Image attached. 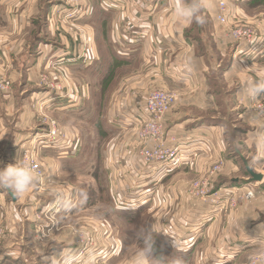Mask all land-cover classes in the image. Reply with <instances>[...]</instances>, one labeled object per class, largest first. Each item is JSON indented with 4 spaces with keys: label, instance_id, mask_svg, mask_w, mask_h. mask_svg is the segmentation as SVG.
Instances as JSON below:
<instances>
[{
    "label": "crops",
    "instance_id": "1",
    "mask_svg": "<svg viewBox=\"0 0 264 264\" xmlns=\"http://www.w3.org/2000/svg\"><path fill=\"white\" fill-rule=\"evenodd\" d=\"M101 1L102 0H86L83 4V16L81 18L72 21L64 20L74 23V29L70 30L67 26H61V30H59L57 21L51 18L54 16L53 11L55 10L56 4H51L50 0H0V14L3 15L4 18L0 25V65L5 67L10 79L14 82L12 84L11 98L7 102L8 106L5 107L6 103L3 102L5 100L0 96V108L5 113V116L16 115L17 121H19H16V126H19L23 125L20 123L23 121L24 115H26V107L29 106L30 99L34 101L35 99H42L45 104L55 102V104L62 109L73 106V104L70 103L71 101L68 100L69 98L64 101H58L54 100L56 99L55 97L47 95L46 92L37 90L36 79L41 74L43 64L50 66L49 69L51 71L48 69L50 72L48 75L53 80H57L60 75L67 77L66 71L68 66H81L82 68L79 67L77 70H82V73L86 72L83 70H89L90 68V70H93L91 73L96 72L99 79H104L107 76L109 80L110 71L119 68L123 69V67L126 69L127 65L131 64H133V66H139L136 64L140 63V60H142L149 68L148 73L153 75L150 76V78L157 77L156 79L158 81L168 80L171 83H182L185 86V93L183 92L184 96L179 99L177 105H180L184 109H178V111L174 110L168 119H166L165 124L167 133L175 135L177 139L174 147L178 150V158L173 162L165 164L162 168L158 166L149 170V172H151L148 176V181L151 184L144 186L149 194L148 196L152 199L163 189V184L165 185V183H167L166 190L160 192V195L166 193V198L170 200L173 193V199H175L173 201L177 200L178 203L174 211L175 213L171 214L169 221L164 220L161 224H158L157 217L156 225H154L152 230L160 233L159 236L162 238L164 244L174 252L181 254V250H184V252L190 250L193 252L192 254H194V256H196V253L202 252L205 257L204 259H206L205 261L202 260V264H235L233 260L236 261L240 255L245 254V250L258 245L257 243H264V181L257 183L249 182L253 184L244 182L241 185L236 181L237 179L229 182L230 180H228L227 177L238 172V168L237 163L233 162V160L229 161V163L226 162L225 170L223 169V171L214 178L213 182L215 188L239 187L245 190L251 186L255 189V198L247 204L241 205L238 213L236 215L230 214L227 220L225 216L218 213L213 206L199 201L193 203L190 208L191 211H189V205L187 204L186 206L185 204L183 192L185 190V184L189 181V179L184 176L186 174L185 170L192 164V161L196 163V167H198L197 174H200L205 170L206 165H208L209 161L212 159L211 156H209V158L207 157V155H210L212 152L201 142V136L207 135L217 151H224L226 149V147L224 148L223 146L224 139L222 138V133H225L228 125L221 124L214 116H206L210 112H219V98L217 99L214 91L210 89V80L208 77L209 66L213 63L215 64L222 50L227 49L228 52H230L229 61L232 65L231 68L223 66L219 75H221L223 82L228 88L235 85L237 79L242 84H245L246 79L234 66V64L242 58H235L233 52V50L236 52H246L245 47H243L244 45L234 46L232 43L230 45L225 44L221 38V32L219 33V28L212 29L216 22L215 12L218 0L200 1L203 8V10L200 11V15L210 22L205 26L195 20L187 21L176 15V5L178 2H182V0H159V6L155 5V7L149 5L148 1L139 0L138 2H131L123 8L114 11L111 10L110 12H103L99 8L98 4ZM243 1L250 4L258 0ZM230 2L231 1L228 0V3ZM241 3H243L242 0L239 1V4ZM231 8H233V5ZM154 9L155 11L153 12ZM235 9H237V7H235ZM59 17L61 18V16ZM150 23H152V25H150ZM115 26L118 27V30L117 27L115 29ZM205 33H207V39L204 38ZM260 35L263 36L264 40V34ZM85 47L87 48L86 51ZM254 54L253 56L251 55L252 57L247 54L245 55H247L248 58H253V60L257 59L263 62L264 46L259 50L257 49ZM102 59L106 61V66L105 64L98 66ZM95 63H98L97 70ZM52 65H55L54 70L51 67ZM106 70H108V73ZM235 70L237 79L233 76ZM127 71L128 70H125L122 75ZM114 73V75H117L119 72ZM130 78L122 82L125 83L123 85L128 86V84L132 83L131 80H128ZM127 82L130 83L127 84ZM251 82H253V80ZM23 83L27 85V90L24 88L21 89V84ZM224 83L223 85H225ZM148 85L153 86V84L150 83H148L147 86ZM16 86L19 87L16 88ZM245 87L246 85H242V87L238 89V92L237 89L234 90L232 88L235 92L236 99L248 95L245 91ZM141 88H144V85L141 86ZM119 91L120 89L118 88L113 94L117 93L115 96L118 97ZM27 92L29 93L27 94ZM31 93L33 94L32 96L30 95ZM81 94L82 99L85 98V95L87 96L85 88L81 90ZM231 97L233 98L235 96ZM72 99L73 103H77L75 105H80L77 98L74 99V97H72ZM188 100L193 101L189 104L192 105L194 109L186 107L187 105L185 102L188 103ZM115 102V107L109 111L107 116H104V119H106L105 121L108 122L107 125L113 128L115 130L114 134H116L110 139L111 143L109 144V151H107L108 156L122 149L124 150V155L128 154V158L131 159L133 152L131 151L132 147L130 148L129 145L132 144L130 141L133 142L131 140L132 137H130V131H132V129L127 128L125 125L127 123L121 124L120 118L121 116L123 118L124 115H127L125 112L133 104L128 103L129 105L127 104L124 106L125 103L121 100ZM141 102H143V100ZM55 104L53 107H55ZM68 104L71 105L69 106ZM51 107L52 103L48 109L50 110ZM231 107H233L232 110L237 109L236 115L239 122H244L243 118H239L240 115L238 111L244 109L246 105H244L242 109H239L232 103ZM55 108H57V106ZM130 117H133V114H130L129 118ZM241 125L242 129L238 134L245 135L249 132L250 127L248 126H251V124ZM245 125H248V128L245 127ZM239 127L240 126L236 127L237 132H239ZM19 128L24 129L22 126H19ZM133 129L135 132L134 127ZM121 135H127V138L123 139L125 141L122 142L120 146L117 144L116 139ZM13 136L14 137L8 141L9 147L7 148L9 153L11 152V155L13 151L16 150L11 149L12 147H17L18 152H21L23 150L22 148H29V146H27L30 142L29 137L25 138L21 133H18L17 136L14 133ZM76 138L78 137L76 136ZM243 143L247 146L246 142L243 141ZM39 144L40 145H37L35 148L36 151L41 149L43 147L42 145H44L41 143ZM113 144L115 146H113ZM47 146L50 145H46L45 147ZM107 146L108 145H106V147ZM194 146H198V149ZM126 148H129V151L126 150ZM231 148V154H233V152L236 154V146ZM251 149H253V156L256 155L259 161L264 160V141L260 139L255 141ZM255 149H257V151ZM67 151L66 147H62L61 151L55 152L56 157L55 160H53L55 166L50 165V161L49 167L48 165L41 164L43 174H47L50 178H56V175H60L59 168H57L59 167V161L67 159V156L70 154L75 158L79 155L81 149L80 151L77 150V152L73 150L72 153H68ZM125 151L128 152L125 153ZM247 151L243 150V152ZM61 152L65 153L63 154L64 158L62 156H59L60 158L57 157V154L60 155ZM4 157L5 156H0L2 168L7 167L11 159L9 154L6 157L10 159ZM72 157L70 158L73 159ZM37 158L38 160L41 159V162H43V159L38 155ZM104 158L108 160L104 164L105 170L111 167L112 173L110 169L109 171L112 175H114L116 171L119 172V175L116 172V177L113 182L109 180L110 186L108 193H110V200L112 199L114 205L113 209L129 213L132 216L138 215L137 213L146 207V210L149 211L150 207L147 206L149 205L148 198L146 203L140 202L141 198H137L138 200L136 202L126 199L125 185L130 189V185L132 184L131 182L123 184L125 179L129 180L130 178L129 173H125L124 169H122L127 165V158H125V156L121 158V164L124 162V165L122 164L123 167H121V165H118V167L111 164L113 160L107 157V154ZM182 169H184L183 172H181ZM169 180H172L173 184H168ZM50 183L55 184L56 180L50 179ZM65 186V189L62 190L63 192L67 194L73 191L76 192L74 186H69L67 183ZM4 190L8 191V189H0V220L5 224L4 228L6 234L3 236L0 244V264H33L32 260L34 256L41 250L28 247L30 243H35L34 237H32V234H28V232H22L19 222L21 221L24 226V221L26 219L24 217L28 216L31 219L28 210L33 208L38 210L40 207L43 214L45 210H47L49 216H57L60 210L64 211V209L67 208L65 214L61 216L62 219L66 220L64 223L66 224L69 215L71 217L73 214L71 211L67 212V210L72 209V206H66L65 208V205L58 206L56 203H46L44 201V203H29L22 198L9 199V197H5V192L2 193ZM112 192H116V200L112 198ZM67 198L70 199V197ZM123 200L134 206L123 208ZM15 208L20 210L24 208V211L26 208V211L22 212L21 210L18 214ZM77 208L83 209V207L79 206H77ZM130 208H134L131 209L132 212L129 210ZM151 208L154 210V207ZM49 209H53L51 214H49ZM21 213H24L25 216L20 217ZM211 215H213V219L211 222H207L209 223L208 225L204 224V227L201 225L203 228L200 229L201 226H199L194 229V227H196L198 223L200 224L201 221H204L205 218H211ZM15 219H17V222H13ZM83 219L84 216H82V223L86 224V218ZM168 222L169 225H167ZM64 224L62 222L57 223L56 229H54L55 226H53V224L45 225L47 231L54 229L56 232L59 231V236L63 235V237H58L56 239L57 244L59 243V245H61L60 248L58 246H53L52 248L42 250L40 256L45 258V261H50L49 263H54V258L63 259L65 257H71L79 249L73 244V239L69 230L62 232ZM15 231L18 233L16 234ZM165 237L170 240L168 241L172 243L171 245L173 246H169L167 238ZM206 238L214 241L213 250L201 248L200 244L202 240ZM99 240L105 243L101 238H99ZM220 241L225 242L226 248H224V250L215 248ZM134 246L135 244L130 245L129 249L127 248L128 252L126 254L121 252L122 248L120 244L114 242L113 246H110L111 254L119 258L117 259L119 264L124 261L126 262L125 264H129V262L131 264H137V252L134 251ZM127 256L128 259H126ZM208 261L211 262L208 263Z\"/></svg>",
    "mask_w": 264,
    "mask_h": 264
},
{
    "label": "rangeland",
    "instance_id": "2",
    "mask_svg": "<svg viewBox=\"0 0 264 264\" xmlns=\"http://www.w3.org/2000/svg\"><path fill=\"white\" fill-rule=\"evenodd\" d=\"M50 1L51 4L59 3L58 0ZM85 1L86 0H82V3L84 4ZM220 1L221 0L217 1V5ZM225 1L229 11L227 22L225 25L217 22L216 15L218 8L216 5V22L214 23V27H212V29L219 28V33L221 32V38L223 39V42L228 45L232 43V45L234 46H242L243 44V47L245 48L249 46L245 45L246 39L236 42L225 38L229 31L233 30V28L236 26H240L243 31L247 30L250 34V38L253 37L254 42L259 40L264 41L263 36L260 35L264 34V0H258L256 2L254 1L250 4L245 3L243 0V3L241 4H239V1L241 0H230V3H228V0ZM159 4V0H153L151 2L152 7H155V5L159 6ZM98 5L103 12L111 11L104 6L106 5L105 0L99 2ZM230 5H233V8H231ZM235 7H237V9H235ZM162 9L166 10L165 8ZM232 9L234 10V13ZM201 10H203L202 3ZM154 11L155 9L153 10V12ZM56 14L58 13L54 12V16L50 17L53 20L57 21L59 30H61V26H67L70 30L74 29V23L64 21L65 19L63 18V16L58 14L59 16H61L60 18ZM3 19V15L0 14V25L2 24ZM209 23L210 22L206 20L205 17H203L202 25L205 26ZM150 25H152V23H150ZM116 27L117 26H115V29ZM204 38L207 39V33L204 34ZM233 52L235 54V58H242L240 61L234 64V66L242 73V75L246 79L245 84H242L237 79L236 70L233 72V76L235 79H237V81H235V85L229 88L223 82L221 75H219L220 70L223 66H228L229 68H231L232 65V63L229 61L230 52H228L227 49H224L220 52L217 60L215 61V64L213 63L211 66H209L208 72L210 89L214 91L216 98H219V112H208L209 114H207L206 116H214L219 120L221 124L228 125L225 133H222V138L224 139L223 146L224 148L226 147V149L224 151H217L216 147L213 146L210 138H208L207 135L201 136V142L204 143L205 146L212 152L210 155H207V157L209 158V156H211L212 159L209 161L208 165H206L205 170L200 174H197L198 167H196V163L192 161V164L188 166L189 169L187 168V170H185L186 174L184 176L188 178L189 181L187 182V184H185L186 186L183 192L185 204L186 206L187 204L189 205V211H191L190 208L192 204L199 201L213 206L218 213L225 216L226 220L228 219L230 214L236 215L241 205H245L255 198V189L251 186L241 191L238 190L241 189L238 187L237 192L234 191V194L232 193V191H229V188L231 187L215 188L213 182L214 178L219 173H221L223 169L225 170L227 164L226 162L229 163V161L233 160V162L237 163L238 168V172L230 175V177H227L228 180H230L229 182L234 179H237L236 181H238L240 185L244 182H253L246 169H244V162L247 163L249 169L252 170L253 173H260V175H262V180L259 182L264 181V160L259 161V158L256 155L253 156V149H251L255 141L259 139L264 141V92L260 93L255 98L250 97L249 95H245V97H239L236 99V95L234 94L235 89H237L238 92V89H240L242 85H247L252 80V83L264 84V61L260 62L257 59L253 60V58H248V56H253L255 52L253 50H249L248 52H236L233 50ZM245 54H247L248 56ZM105 63L106 61L102 59L101 63L98 66H101ZM95 64L97 70L98 63ZM136 65L139 66H133V64H131L127 65L126 69L125 67H123V69L119 68L110 71L111 73L109 74V80L107 76L104 79H99L96 72L91 73L93 70H90V68L89 70H83L86 72L82 73V70H77V68L81 66H68L66 71L68 78L60 75L57 80H53L48 75L50 73V66L43 64L41 74L36 79L37 90L46 92L47 95L55 97L56 99L54 100L64 101L69 98L68 100L71 101L70 103H72L73 106L65 107V109H62L58 107L55 102H51L52 107L49 110L48 108L51 106V103L45 104L42 99H35V101L30 99L29 106L26 107V115H24L23 121L20 123L23 125H19L24 129H20L19 126H16V115L5 116V113L0 108V156L6 157L9 154L11 159L9 157H6V159H10V161L8 162L9 165L15 164L18 159L23 165H25V163L22 162V158L25 154L24 152L27 151V153L33 152L36 158L38 155L43 159V162H41V159H39V161L37 158V161L39 163L41 162L39 164L40 166L41 164H45L49 167V161L50 165L55 166V162L53 161L56 157L55 152L61 150L62 147H66L68 153H72L73 150L74 152H77V150L80 151L81 149L79 155L75 158H73L71 156L72 154H70L69 156H67V159H62L59 161V167L57 168H59L60 175H56V178H50L47 174V176L43 174V177L41 179L37 178L36 182L29 188L28 191L23 194H16L11 190H4L2 192H5V197H9V199L22 198L23 200H27L29 203H39L44 201L46 203H56L58 204V206L65 205V208L66 206H72L71 210H67V212L71 211L73 214L71 217L69 215L66 224H64L66 220L62 219L61 216L62 214H65L67 208L64 209V211L60 210L57 216H49L47 214V210H45V213L43 214V212H41L40 210V207L38 210L34 208L28 210L30 212L29 214L31 215V219L28 216H25L24 213L20 214V217L25 216L24 218H26L24 221V226L22 225L21 221L19 222L22 232H28V234H32V237H34L35 240V243H30L28 247L31 249L35 248L41 250L37 255L34 256L32 260L33 264H119V261L117 260L119 258H116L111 254L110 246H113L114 242H118L122 248L121 252L127 254V248L129 249L130 245L135 244L136 247L134 246L133 249L135 252H138L139 249L143 247V237L148 231H151L152 237L154 239L153 251L151 253V258H153V260L151 264H202V260H206L204 259L205 257L203 256L202 252L196 253V256H194V254H192L193 252L190 250H188L187 252L181 250L180 252L184 253H181L184 256L177 252H174L164 244L162 238L159 236L160 233L152 230L154 225H156L157 217L158 224H161L164 220L169 221V219L171 218V214L175 213L174 211L178 201H173L175 200L173 199V193L170 200L169 198H166V193H162V195H160V192L166 190L167 183H165V185L163 184V189L155 198L153 197L152 199L150 198V196H148L149 194L144 187L151 184L148 181V176L151 172H149V170L158 166H160L161 168L162 166H164L160 163H156V161L152 163L145 162L142 156V152L146 151L147 148H154L156 144L154 140H151L148 137H141V135L145 134L144 127L146 125V122L149 119H152L151 116L149 117L146 113V99L148 94L153 90H165L175 94L176 100L169 109V112H167L163 116L161 122V127L164 132V134L162 135L164 136V146L167 145L173 147L174 145L173 143H169V139L171 137H175V135L167 133L165 124L166 119H168V117L171 113H173L174 110L178 111V109H184L177 104L179 102V99L184 96L183 94L185 93V86L182 83H171L168 80L158 81L156 79L157 77L150 78V76L153 75H150L148 73L149 68L146 63L142 62V60H140V63ZM52 69L54 70L55 67H53ZM125 70L128 71L122 75ZM106 72L108 73V70H106ZM114 72L119 73H117V75H114ZM42 76H46L48 79H46L45 81L42 80V82ZM0 77L6 81L5 89L0 90V96L3 100L6 101L5 102L2 100L4 103H6L5 107H7V102L11 98L12 84L14 82L10 79L8 71L5 70V67L1 65ZM127 78H130L128 80H131L132 82H127V84L130 83L128 84V86L123 85L125 83H122ZM148 83L153 84V86H147ZM223 83L225 85H223ZM143 85L144 88H141V86ZM18 87L19 86H16V88ZM23 88L26 90L28 89L27 85L24 83L21 84V89ZM83 88H85L87 94V96L85 95L84 99H82L81 94V90H83ZM118 88L120 89V91L118 93V97H116L115 95H117V93H113ZM28 93L29 92H27V94ZM30 95L32 96L33 94L31 93ZM231 96L235 97L232 98ZM72 97H74V99L77 98V101L80 102V105H75L77 103H73ZM118 100L123 101L125 103L124 106H126L128 103L133 104L125 112V114L127 115L123 116L124 119L122 118V116L120 118L121 124L127 123L125 124L127 128L132 129V131H130V137H132L131 140L133 142L130 141V143L132 144L129 145L130 148L132 147L131 151L133 152V156L131 159L128 158V154L124 155V150L122 149H119L118 152H115L110 156H108L107 152L109 151V144L111 143L110 139L113 138L116 134H114L115 130L107 125L108 122L105 121L106 119H104V116H107L109 114V111L115 107V101ZM142 100L143 102H141ZM192 102L193 101L190 100H188V103L185 102L187 105L186 107H188L189 109H194V107L189 104ZM232 103L234 106H237L236 108L239 109H242L243 106L246 105L244 109L238 111L240 115L239 118H243L244 122H239V120L237 119V109L232 110ZM54 104L55 107L57 106V108L53 107ZM68 105L70 106L71 104ZM130 114H133V117L129 118ZM51 122L55 124V127L58 130V137L55 139L53 145L47 147H45L46 145H42L43 147L36 151L35 148L37 147V145H40L39 142L41 144L47 142V138L38 140V137H40V135H45V129L51 124ZM131 122H133L134 124ZM241 124H251V126L247 125L248 127H250V129L249 132H247L245 135L238 134L242 129ZM237 126H240L239 132L236 131ZM247 126L245 125V127ZM133 127L135 128V132L133 131ZM14 133L16 134V136L18 133H21L25 138L29 137L30 142L27 145L29 146V148H22L23 150L21 152L17 151V147H12L11 149L16 150L13 151L11 155V152L9 153L7 148L9 147L8 141L14 137ZM240 135L243 139L240 137ZM76 136L78 138H76ZM153 137H156V135L151 134V138ZM126 138L127 135H121L118 139H116L117 144L121 146L122 142L125 141L123 139ZM242 140L246 142L247 146L249 147H247ZM106 145L108 146L106 147ZM113 146L115 145L113 144ZM233 146H236L237 148L236 154L234 152L233 154H231V147ZM195 148L198 149V146ZM128 149L129 148H126V150ZM134 150L136 155L134 154ZM243 150L248 151L243 152ZM255 150L257 151V149ZM128 151H125V153H127ZM61 153L62 154L60 155L57 154L58 158H60L59 156L63 157V154H65L64 152ZM106 154L107 157L112 158L111 160H113V163L111 162V164H113L114 166L121 165V167H123L124 162L122 163V165L121 158H123V156L127 158V165L122 169H124L125 173H129L130 178L129 180L125 179L123 184H125L126 182H131L132 184H129L131 186L130 189H128V186L125 185V195L127 197L126 199H130L136 202L138 200L137 198H141L140 202L142 201L143 203H146L148 198L149 205L147 206L150 207L149 211L146 210V207L143 208V210H140V212L137 213L138 215L132 216L129 213L120 212L117 211V209H113L114 205L112 199L110 200L111 196L110 193H108V189L110 186L109 180L113 182L114 178L116 177L117 171L114 173V175H112L111 167H109L111 173L109 169L105 170L104 164L108 161L104 158ZM70 157H72L73 159H71ZM0 169H2L1 163ZM183 170L184 169H182L181 172H183ZM117 173L119 175V172ZM50 179L56 180V183H50ZM66 183L69 184V186H74L76 192L73 191L70 194L63 192L62 190L65 189ZM196 183H199V185H201V187H199V191L203 194L202 196H192L188 192L189 186H192L193 184L195 185ZM168 184H173L172 180H169ZM249 191L253 192L254 194L251 199L246 200V192ZM112 195V198H115L114 200H116V192H112ZM67 197H70V199H68ZM122 203L123 208H128L127 206H134L133 204L126 203L124 200L122 201ZM77 206L83 207L82 210L84 211H82L80 208H77ZM151 207H154V210ZM23 209L24 208L21 209L22 212H25ZM131 209L134 208L129 209L132 212ZM21 210L15 208V211H17L18 214L21 212ZM52 210L49 209V214L53 212ZM82 216H84V219L86 218V224L82 223ZM212 219L213 215H211V218L209 219L205 218V220L201 221L200 224L198 223L196 227H194V229L201 225L203 226L204 224L208 225L209 223L207 222H211ZM13 222H17V219H15ZM60 222L64 224L62 232H65V230H69L70 235L73 239V244L79 249L71 257H65L63 259L54 258V263H49L50 261H45V258L40 256V254L44 249L52 248L53 246H58L59 248L61 247L59 243L57 244L56 239L58 237H63V235L59 236V231H54V229H56V224ZM46 224H53V226L55 227L54 229L47 231V228L45 226ZM167 225H169V222ZM202 226L200 227V229L204 227ZM4 227L5 224H3L0 220V244L2 242L3 236H5L6 234V230ZM15 233L17 234L18 232L15 231ZM99 238L104 240L105 243L100 241ZM168 240L169 239L167 238V241ZM169 241V246H173ZM257 244L258 245L245 250V254L240 255V257L237 258L236 261L233 260L235 264H264V243ZM160 245H163V247H161ZM200 245L201 248L206 250L214 249V241L207 238L203 239ZM215 248L224 250V248H226L225 242L220 241L218 246H215ZM126 259H128V256L126 257ZM210 262L211 261H208V263ZM125 263L126 262L124 261L121 264ZM129 264L131 263L129 262Z\"/></svg>",
    "mask_w": 264,
    "mask_h": 264
},
{
    "label": "built area",
    "instance_id": "3",
    "mask_svg": "<svg viewBox=\"0 0 264 264\" xmlns=\"http://www.w3.org/2000/svg\"><path fill=\"white\" fill-rule=\"evenodd\" d=\"M139 0H105L107 7L110 10H117L120 8H123L124 6L130 4L131 2H138ZM148 1L149 5H151V2L153 0H145ZM238 1V0H233ZM58 4L55 5V10L53 12H57L65 20H75L79 19L83 16L82 10H83V3L82 0H58ZM225 0H221L218 5V11L216 15V20L218 23L225 25L227 22V18L229 16V11L227 8V5L225 3ZM226 39H230L236 42L243 41V39H246L245 45H249L246 47V52L249 50L257 51V49H261L264 46V41H253V37L250 38L249 32L243 31V29L240 26H236L233 28V30H230L229 33L225 37ZM252 47V48H251ZM257 48V49H256ZM87 48L85 47V51ZM52 68L55 67V65L51 66ZM41 81H45L48 79L46 76L41 77ZM42 81V82H43ZM6 81L0 77V90L5 89ZM52 87V86H51ZM176 100V96L174 93L165 91V90H153L151 91L146 99V113L148 116L152 119H149L146 122V125L144 127L145 134L141 135V137H148L151 140L155 141L154 148L150 149L147 148L146 151L142 152V156L145 162L152 163L156 161V163H160L162 165L168 164L170 162L175 161L178 158V150L174 146H164L163 138L162 136L164 134L163 129L161 127V122L163 116L169 112V109L173 105V103ZM151 134H155L156 137L151 138ZM166 135V133H165ZM58 137V130L55 127V124L51 122V124L45 129V135H40L38 137V140H41L43 138H47V142L43 143L44 145H53L55 139ZM167 137V135H166ZM177 142V139L175 137H171L169 139V143H173L175 145ZM40 143V142H39ZM150 149V150H149ZM61 151V150H59ZM22 162L25 163L26 166L30 167L35 174L37 175L38 179H41L43 177L42 168L39 165V162L37 161V158L35 157L34 153H27L24 152ZM62 154V153H61ZM199 183L193 184L192 186H189L188 192L192 196H202L203 194L199 191ZM230 192L234 194V191L237 192L238 188L231 187L229 188ZM242 190V189H238ZM253 192L249 191L246 192V200H249L253 197Z\"/></svg>",
    "mask_w": 264,
    "mask_h": 264
},
{
    "label": "clouds",
    "instance_id": "4",
    "mask_svg": "<svg viewBox=\"0 0 264 264\" xmlns=\"http://www.w3.org/2000/svg\"><path fill=\"white\" fill-rule=\"evenodd\" d=\"M175 11L179 18L203 23V17L200 15V0H182V2L177 3ZM245 91L250 97L255 98L264 92V84L249 82L245 87ZM37 178L35 172L30 167L23 165L18 159L15 164L0 169V188L11 190L16 194H23L36 182ZM143 239V247L136 254L137 264H151L153 260L151 253L154 244L151 231H148Z\"/></svg>",
    "mask_w": 264,
    "mask_h": 264
},
{
    "label": "water",
    "instance_id": "5",
    "mask_svg": "<svg viewBox=\"0 0 264 264\" xmlns=\"http://www.w3.org/2000/svg\"><path fill=\"white\" fill-rule=\"evenodd\" d=\"M244 166H245V169H246L248 175L250 176V178L253 182H259L262 180V175L253 173L252 170L249 169L246 162H244Z\"/></svg>",
    "mask_w": 264,
    "mask_h": 264
},
{
    "label": "trees",
    "instance_id": "6",
    "mask_svg": "<svg viewBox=\"0 0 264 264\" xmlns=\"http://www.w3.org/2000/svg\"><path fill=\"white\" fill-rule=\"evenodd\" d=\"M50 6H51V4H50ZM160 246H161V245H160ZM161 247H163V245H162Z\"/></svg>",
    "mask_w": 264,
    "mask_h": 264
}]
</instances>
